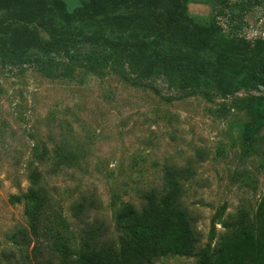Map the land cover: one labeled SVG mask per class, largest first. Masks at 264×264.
I'll return each mask as SVG.
<instances>
[{"label": "rangeland", "instance_id": "rangeland-1", "mask_svg": "<svg viewBox=\"0 0 264 264\" xmlns=\"http://www.w3.org/2000/svg\"><path fill=\"white\" fill-rule=\"evenodd\" d=\"M63 1L71 11L88 0ZM188 11L197 25L264 39V0H190ZM27 56L71 65L48 75L0 57V264H71L87 240L117 243L118 210L146 207L175 168L194 249L155 264H264V246L254 243L264 237L263 86L190 92L163 74L133 82L111 64L85 67L36 49ZM34 169L48 197L39 241L25 215ZM57 213L69 226V258L55 246Z\"/></svg>", "mask_w": 264, "mask_h": 264}, {"label": "trees", "instance_id": "trees-1", "mask_svg": "<svg viewBox=\"0 0 264 264\" xmlns=\"http://www.w3.org/2000/svg\"><path fill=\"white\" fill-rule=\"evenodd\" d=\"M190 0H88L69 10L63 0H6L0 5V57L12 62H31L45 74L70 66L27 54L39 50L61 53L85 67L114 66L133 82L163 74L174 87L190 92H216L227 96L234 86L264 87V39L253 42L228 36L211 22L197 25L188 11ZM45 34L42 35L41 33ZM83 44L89 49L83 50ZM126 68L135 77H129ZM253 127L261 123L255 105ZM172 170L167 187L151 191L141 210L124 205L116 214L117 243L81 244L71 264H155L168 254L190 255L193 231L187 210L180 205V189ZM25 193V215L30 235L39 241L47 213L48 197L34 169ZM264 205V202H263ZM55 246L63 257L69 247L67 221L57 213ZM215 234L214 224L211 237ZM264 246V237L254 242ZM74 256V255H73ZM264 258V251L261 255Z\"/></svg>", "mask_w": 264, "mask_h": 264}, {"label": "water", "instance_id": "water-1", "mask_svg": "<svg viewBox=\"0 0 264 264\" xmlns=\"http://www.w3.org/2000/svg\"><path fill=\"white\" fill-rule=\"evenodd\" d=\"M42 35L45 34V33H41Z\"/></svg>", "mask_w": 264, "mask_h": 264}]
</instances>
